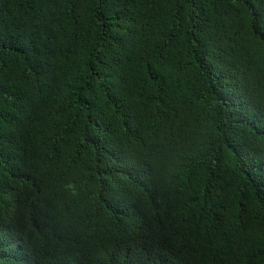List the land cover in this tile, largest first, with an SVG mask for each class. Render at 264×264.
<instances>
[{
    "label": "trees",
    "instance_id": "16d2710c",
    "mask_svg": "<svg viewBox=\"0 0 264 264\" xmlns=\"http://www.w3.org/2000/svg\"><path fill=\"white\" fill-rule=\"evenodd\" d=\"M0 264H264V0H0Z\"/></svg>",
    "mask_w": 264,
    "mask_h": 264
}]
</instances>
